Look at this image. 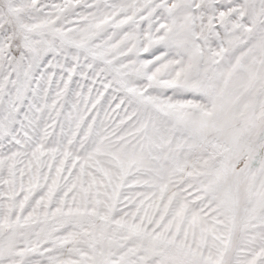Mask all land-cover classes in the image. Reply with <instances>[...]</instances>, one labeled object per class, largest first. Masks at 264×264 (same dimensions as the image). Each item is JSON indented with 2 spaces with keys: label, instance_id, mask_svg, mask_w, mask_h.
Returning <instances> with one entry per match:
<instances>
[{
  "label": "snow or ice",
  "instance_id": "snow-or-ice-1",
  "mask_svg": "<svg viewBox=\"0 0 264 264\" xmlns=\"http://www.w3.org/2000/svg\"><path fill=\"white\" fill-rule=\"evenodd\" d=\"M0 264H264V0H0Z\"/></svg>",
  "mask_w": 264,
  "mask_h": 264
}]
</instances>
